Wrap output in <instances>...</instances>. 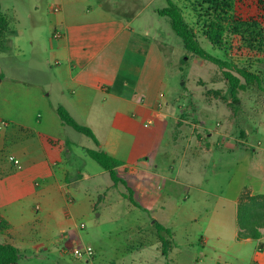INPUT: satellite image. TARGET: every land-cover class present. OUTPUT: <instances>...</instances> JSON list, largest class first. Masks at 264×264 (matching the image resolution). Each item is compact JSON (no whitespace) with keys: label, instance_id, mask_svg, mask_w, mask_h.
<instances>
[{"label":"crops","instance_id":"obj_1","mask_svg":"<svg viewBox=\"0 0 264 264\" xmlns=\"http://www.w3.org/2000/svg\"><path fill=\"white\" fill-rule=\"evenodd\" d=\"M10 2L7 13L12 15L14 29L5 14L7 43L14 38L20 49L26 30L32 31L28 37L33 41L44 31L48 58L43 89L37 84L14 88L3 98L5 108L14 112L0 114V244L16 247L23 255L20 264H41L50 257L58 264H66L63 259L67 257L85 264H129L120 250H157L159 262L198 264L199 259L177 245L173 225L155 214L158 197L144 180L159 178L165 184L159 191V211L166 205L177 206L181 200L207 208L205 215L194 217L195 221L201 217L205 224L201 264H264V229L258 239H238L241 198L264 195V91H239L232 102L231 88L221 98L216 97L219 88L208 90L211 98L228 107L236 104L238 109L244 96L251 95L253 113L258 116L247 119L246 126L233 118L237 117L234 112L227 127H208L194 119L197 103L190 104L189 112H182V117L189 116L180 119L174 115L175 106L180 105L178 96L171 95L175 84L169 78V65L173 60L166 61L158 38L138 34L132 25L135 18L113 16L96 0ZM55 6L60 7L59 13L53 12ZM56 31L62 33L61 38L54 37ZM251 72L264 78V69L256 65ZM18 96H25L26 101L19 104ZM59 107L79 125L89 127L100 145L80 137L78 142L85 145H79L61 121ZM159 112L176 118L175 148L182 141L185 145L182 157L175 150L164 155L158 173V167L152 171L135 162L145 155L136 154L140 129L149 115ZM1 121L10 125L1 127ZM95 149L120 162L117 175L121 170L125 178L118 175L121 182L116 186L110 173L90 160L87 151ZM11 156L20 160L21 168L9 160ZM124 182L136 205L127 199V193L114 192ZM91 188L97 190L98 201L88 195ZM102 206L122 213L118 216L133 235L126 243H107L98 234L75 236L74 227L79 228L76 218L97 213ZM157 223L173 234L167 254ZM80 228L86 225L82 223ZM84 247L94 249L92 259L73 255L72 249Z\"/></svg>","mask_w":264,"mask_h":264},{"label":"rangeland","instance_id":"obj_2","mask_svg":"<svg viewBox=\"0 0 264 264\" xmlns=\"http://www.w3.org/2000/svg\"><path fill=\"white\" fill-rule=\"evenodd\" d=\"M3 1L4 12L11 21V29H14L12 15L7 13V8H10L11 2L10 0ZM98 1L99 3H103L107 11L113 16L129 21L135 18L132 25L137 29L138 34L148 39H152L153 37L158 38L159 43L163 45V55L166 61L171 63L173 60L174 64L169 65V78L172 79V82L175 84V88L171 87V95H177L178 98H176V100L180 104L178 107L175 106V117H179L180 119L188 117L189 115L182 117V112L184 111L187 114L189 108H192L190 105L192 103H197V112L194 119L204 122L211 128L221 129L224 126L227 127L230 117L234 112L237 117L233 118L244 126L247 125V119L258 116V114L254 115L253 113L255 102L253 98H248L251 95L244 96L241 109H238L236 104V106L228 107L223 101H217V99L211 98V95L208 94V90L219 88V96L216 97L221 98L228 96L227 91L230 85L224 76L223 70L217 65L188 53L184 48L181 38L173 32L169 20L156 13L157 10L168 6L167 0H96V4ZM172 1L182 8L186 21L190 27L196 31L204 49L220 59L233 60L236 66L235 68L237 69L247 67L252 71L255 65L260 70L264 69V60L259 61L255 57H232L226 55L224 49L221 50L213 47L204 35V22L201 20L199 13L194 11L192 0ZM248 3L250 4L251 2ZM26 5L28 8L29 4L27 3ZM239 7H242L244 10L246 8L241 5H239ZM252 8L253 10L255 9L254 6ZM39 26L41 27L42 25L40 24ZM25 34L26 37L25 40L22 41L20 49L15 46L14 38H12L11 42L7 43V50L4 52L0 51V82L3 81L0 83V114L2 115L14 112L12 109H6L3 102V98L5 96H10V92L14 88H32L33 84L41 86L42 89L44 88L43 81L47 72L44 61H46L45 59L48 56V54H45L44 47L46 46L47 34L41 31L39 37L36 38L35 41L28 37L32 35L31 30H26ZM235 68H233V71L237 74ZM254 86L257 91L260 89L259 87H261V90H264V78L260 79V86H258V84ZM259 92L262 91L259 90ZM24 97L25 96L17 97L19 104L26 101ZM262 98H264V96ZM231 101L234 102L233 97ZM262 103L264 102L262 101ZM16 109H18V107H16ZM261 115L263 116V113H261ZM175 117H164L161 116L159 112L153 113L146 118V122L142 125L136 140V154L145 155L143 156V160L136 161V164L152 171L158 167L156 171L159 173V165L162 168L164 155L166 153L170 154L175 150V153L178 152V155L182 157L185 142L182 141L180 146L176 148L173 144L177 129ZM161 118H163L164 123H159ZM149 121H151V123H149ZM68 128L71 137H73L75 141L78 142V138L80 137L92 144L91 139L76 132L70 127ZM82 143L79 145H85ZM95 164L100 168L98 163ZM180 164L181 162L178 161L175 167L178 169ZM173 174L174 173H171L170 176H173ZM118 175L125 178L121 170L118 172ZM136 178L139 179V175ZM154 179L155 180L152 182L148 179H145V182H143L145 184L149 183L147 187L152 190L153 195L158 197L157 208H154L155 214L167 222L169 226L173 225L174 231L172 232L176 233L177 245L184 249L182 252L191 253L195 256V259H199L198 264H201V261L204 259V250H200L203 249L200 245V241L201 237L204 235L202 233V228L205 227V224L201 217H199V221H195L194 217L195 215H205L207 208L198 207L189 201L184 202V200H181L178 202L177 206H173L172 204L170 206L166 205L165 209L159 211V191L162 192L165 184L163 181L159 182V178L157 180L156 178ZM134 181L137 180L135 179ZM86 185H89V183L86 182ZM101 185L104 186L105 183H101ZM126 185L124 182L122 189H116L114 192L118 193L119 191H123L127 193V199L129 200L131 196L133 197V193L132 191L128 192L126 190V188L128 189ZM96 194L97 190L91 188L88 195H90L92 200L98 201L99 197ZM103 200L104 196H102V201ZM138 200L140 204L144 203L141 197L138 198ZM162 201L163 200H161V202ZM118 213L119 212H117L115 208H106L102 206L98 209L97 213H91L88 217L78 216L75 223L79 225V228L74 227L75 236L79 238L86 237L87 234H98L107 243L111 241H116L121 244L126 243V238L133 237V235H131L128 230L126 231L124 227L126 226L127 228V225L121 222ZM119 215L122 216V213H119ZM82 223L86 225V228H80ZM186 248H189V250H186ZM120 252L125 255L124 257L129 261V264H168L166 259H162L159 262V253L157 250H120ZM63 262L66 264H85L78 263L73 257H67L63 259ZM41 264L58 263L50 257Z\"/></svg>","mask_w":264,"mask_h":264},{"label":"trees","instance_id":"obj_3","mask_svg":"<svg viewBox=\"0 0 264 264\" xmlns=\"http://www.w3.org/2000/svg\"><path fill=\"white\" fill-rule=\"evenodd\" d=\"M167 2L168 6L159 10V15L169 20L173 32L181 38L188 53L213 63L223 70L234 100L239 91L254 88L255 84L260 86L259 76L247 67L237 69L233 60L220 59L204 49L196 31L186 21L182 8L172 0H167ZM239 5L246 7L245 10ZM192 7L203 20L204 35L213 47L224 49L226 55L232 57H255L259 61L264 60V0H192ZM8 29V19L2 11L0 0L1 52L7 50ZM233 68L237 70V74ZM259 88L261 90V87ZM57 112L64 125L92 139L97 146L100 145L94 132L89 127L79 125L65 108L59 107ZM87 153L91 159L110 173L115 186L121 182L117 175L119 161L101 149L88 150ZM130 200L136 205L132 196ZM156 226L163 251L167 254L173 234L169 228L161 224L157 223ZM238 226L239 240L258 239L262 236L264 195H245L241 198L238 209ZM22 257L21 252L13 245L0 244V264H20Z\"/></svg>","mask_w":264,"mask_h":264},{"label":"built area","instance_id":"obj_4","mask_svg":"<svg viewBox=\"0 0 264 264\" xmlns=\"http://www.w3.org/2000/svg\"><path fill=\"white\" fill-rule=\"evenodd\" d=\"M53 12L58 13L60 12V7L55 6L53 7ZM54 37L59 39L62 37V33L56 31ZM10 124L8 122H3L1 127H8ZM9 160L18 168H21L20 160L16 159L15 157H9ZM84 226V225H83ZM73 255L79 259H92L95 255V251L92 247H84V248H74L72 251Z\"/></svg>","mask_w":264,"mask_h":264}]
</instances>
